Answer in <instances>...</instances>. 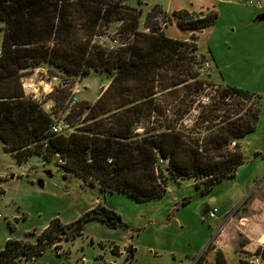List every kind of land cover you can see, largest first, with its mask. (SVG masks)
<instances>
[{"label": "trees", "instance_id": "trees-1", "mask_svg": "<svg viewBox=\"0 0 264 264\" xmlns=\"http://www.w3.org/2000/svg\"><path fill=\"white\" fill-rule=\"evenodd\" d=\"M127 2L0 0V141L18 163H25L32 155L44 161L57 158L64 174L73 173L102 192L123 193L139 202L161 198L169 178L177 182L194 179L196 188L208 192L215 181L233 178L242 163L237 140L254 129L258 100L241 89L223 90L215 112L202 121L219 119V126L201 139L185 136L184 130L170 127L169 120L165 129L160 123L142 135L134 133L140 122L152 115L154 122L157 115H162L152 103L156 77L163 88L184 85L197 92L200 84L193 69L194 56L189 57L187 51L188 46L195 51V43L166 37L157 18L161 16L169 25L172 17L180 29L201 31L213 24L216 16L187 10L169 15L155 5L144 16V26L150 29L144 34L139 31L142 10ZM114 23L119 24L113 38L118 46L110 49L95 38L103 36ZM41 66L63 82L82 80L91 74L107 79L100 98L93 104H80L77 112L65 116L69 124L83 117L82 126L69 137L49 133L50 118L23 98L22 75ZM66 90L62 88L53 97L58 109L64 106ZM227 96L237 99L228 102ZM243 102L256 104L257 109L247 111L246 117H231L242 110ZM184 110L179 105L173 120L181 119ZM232 141L236 143L234 149L229 148ZM156 151L170 158V167L157 168ZM94 219L110 227L121 224L119 215L105 206L87 211L69 224L52 220L35 235L33 243L7 240L0 249V264L39 256L61 235H81L85 222ZM254 254L264 253L257 250ZM197 264H202L201 256ZM213 264H227L221 250L213 254ZM236 264L250 263L239 259Z\"/></svg>", "mask_w": 264, "mask_h": 264}, {"label": "rangeland", "instance_id": "rangeland-1", "mask_svg": "<svg viewBox=\"0 0 264 264\" xmlns=\"http://www.w3.org/2000/svg\"><path fill=\"white\" fill-rule=\"evenodd\" d=\"M176 2L128 0L127 3L142 10L139 31L148 34L150 29L144 26V16L155 5L171 15L175 8L181 7ZM193 5L195 13L215 15L214 23L201 31H191L180 29L172 17L169 25L162 22L161 16L157 21L161 30H169L164 32L165 35L195 43V51L191 46L187 51L189 57L194 56V71L199 72L198 90L184 85L163 88V82L156 77L152 103L162 115H157L154 122L153 115L140 122L134 133L142 135L160 123L165 129L169 125L166 120H169L170 127L184 130L185 136L201 139L219 126V119L202 122L215 112L219 94L226 88L248 92L258 100V117L254 129L237 140L242 163L234 177L221 179L208 192H202V187L196 188L194 179L177 182L169 178L161 198L139 202L123 193L102 192L97 185L90 186L73 173L64 174L57 158L44 161L40 156L32 155L25 163H18L0 141V249L7 240L33 243L35 235L52 220L69 224L100 206L113 210L121 221L110 227L99 220H87L81 235L74 238L68 237L69 233H66L67 237L61 235L39 256L21 262L18 259L17 264H77L80 258L86 259L85 264H197L200 256L202 264H213V254L220 250L215 245L218 237L227 264H236L237 259L248 261L257 250L264 253V243H261L264 236L259 238L258 244L250 243L249 239H256L264 229V20H255L264 14V0H198ZM118 28L119 24L110 25L95 41L104 43L106 48H117L113 38H116ZM1 38L0 33V45ZM205 62L209 68L202 74L199 70ZM66 83V101L73 90L77 92L78 105L70 112L74 113L80 109V104H93L101 97L107 79L91 74ZM202 95L210 97L208 105L198 103ZM66 101L59 109L53 101L54 115L62 120L66 114ZM179 105L186 113L181 119L173 120ZM256 109V104H243L242 110L231 117H246L247 111ZM217 113L221 115L219 111ZM82 118L72 123L75 129L82 126ZM21 172L25 176H20ZM38 182L42 183L41 187ZM253 201L260 210L249 209ZM211 210H215V218L208 217ZM116 246L129 254L132 248L133 256L112 253L110 249ZM243 248L249 251H243ZM237 253L240 254L238 258ZM255 256L259 257L260 264H264V254ZM127 258L128 262H125Z\"/></svg>", "mask_w": 264, "mask_h": 264}, {"label": "built area", "instance_id": "built-area-1", "mask_svg": "<svg viewBox=\"0 0 264 264\" xmlns=\"http://www.w3.org/2000/svg\"><path fill=\"white\" fill-rule=\"evenodd\" d=\"M255 4H257L256 6H258L257 2ZM252 5L253 4L250 3V6ZM0 58H1V49H0ZM208 68H209V64L208 62H205L199 71L203 74L208 71ZM20 86H21V89L24 95L23 98L25 99V101H28L30 103L37 105L44 112V114L50 118L51 124L48 130L49 133L53 135H57V136H64V137H69L72 133L75 134L76 129L74 128L73 124H69L65 122L64 119L62 120L61 118H58L57 116L54 115L55 109L53 105V99H51L50 97L56 91L61 90L62 88H67V83L63 82L62 79L58 75H51L49 74L47 69L43 67H37L33 69L30 73L28 72L27 75L26 74L22 75L20 79ZM76 97H77V92L73 90L72 94L70 95V97H68L66 101V106H65L66 114L64 116L69 114L71 112V109L74 106L76 107L78 105V100ZM226 99L228 102L231 100L230 96H227ZM210 101L211 99L209 96L202 95L198 103H200L201 106H205V105H208ZM243 103L247 104L251 102H243ZM235 146H236L235 141H232L229 145V148L234 149ZM60 163H63V162L60 161ZM108 163L110 164L111 161H108ZM156 165H157V168L167 169L168 167H170V158L162 157L156 151ZM20 176L23 177L25 175L23 172H21ZM215 216H216L215 210L209 211V214H208L209 218H215ZM0 219H1V215H0ZM19 260L22 261V260H27V259L24 257H21ZM248 262L250 264H260L259 257L255 255L250 256V258L248 259ZM17 263H18V260L17 262L13 264H17ZM85 263H86L85 258H80L77 262V264H85Z\"/></svg>", "mask_w": 264, "mask_h": 264}, {"label": "crops", "instance_id": "crops-1", "mask_svg": "<svg viewBox=\"0 0 264 264\" xmlns=\"http://www.w3.org/2000/svg\"><path fill=\"white\" fill-rule=\"evenodd\" d=\"M197 2H198V0H181V2H180V0H177V2L176 3H178V4H180V6L181 7H177V8H175L173 11H183V10H187V11H190V12H193V11H195L196 10V8H195V6L193 5V4H197ZM258 3V2H257ZM183 4H185V6L183 5ZM258 5H259V3H258ZM163 10V9H162ZM164 12H166L167 14H170L169 12H167V11H165V10H163ZM168 31L169 30H164V32H166V33H168ZM165 33V34H166ZM166 37H168V38H171V37H169V36H167V35H165ZM172 39V38H171ZM174 39V38H173ZM188 39H185V41H187ZM256 202L255 201H253L252 203H250L249 204V209H256V210H258L259 209V207H258V205L257 204H255ZM256 205V206H253V205ZM254 207V208H253ZM260 210V209H259ZM260 213V212H259ZM229 215V214H228ZM227 215V216H228ZM216 217V216H215ZM224 219H227V217H225ZM223 219V220H224ZM264 225V224H263ZM264 228V227H263ZM264 236V229H263V232H261L257 237H256V239H252V238H249L250 239V243H252V242H254L255 241V244L257 243H260L259 242V238L260 237H263ZM214 237V236H213ZM218 240H220V237H218V238H216V240H215V245H216V249H220V250H222V252H224V249L220 246V241H218ZM22 242H25V241H22ZM27 242H29V241H27ZM29 243H31V242H29ZM261 243H264V239H263V242H261ZM132 248H130L129 249V252H130V254L128 253V251L126 250V251H121L120 250V248H118L117 246L116 247H114V248H112V249H110V251L112 252V253H114V254H116V255H125V254H127L126 256L128 257H132L133 255H132ZM243 251H249L248 249H246V248H243L242 249ZM250 251H252V250H250ZM127 252V253H126ZM238 255H237V258H238V256H240V254L239 253H237ZM226 258V257H225ZM20 259V258H19ZM238 260V259H237ZM21 262V261H20ZM125 262H128V258L125 260ZM228 263V262H227ZM237 263V262H236Z\"/></svg>", "mask_w": 264, "mask_h": 264}, {"label": "water", "instance_id": "water-1", "mask_svg": "<svg viewBox=\"0 0 264 264\" xmlns=\"http://www.w3.org/2000/svg\"><path fill=\"white\" fill-rule=\"evenodd\" d=\"M256 21H260V20H264V14L262 13L260 16H258L256 19ZM218 183V181H215V184ZM39 186L41 187L42 186V183L41 182H38Z\"/></svg>", "mask_w": 264, "mask_h": 264}]
</instances>
